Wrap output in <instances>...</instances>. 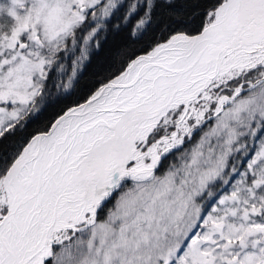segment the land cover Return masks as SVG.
<instances>
[{
  "label": "snow or ice",
  "instance_id": "snow-or-ice-1",
  "mask_svg": "<svg viewBox=\"0 0 264 264\" xmlns=\"http://www.w3.org/2000/svg\"><path fill=\"white\" fill-rule=\"evenodd\" d=\"M184 3L0 0V264H264V0Z\"/></svg>",
  "mask_w": 264,
  "mask_h": 264
},
{
  "label": "trees",
  "instance_id": "trees-1",
  "mask_svg": "<svg viewBox=\"0 0 264 264\" xmlns=\"http://www.w3.org/2000/svg\"><path fill=\"white\" fill-rule=\"evenodd\" d=\"M177 2L184 4L186 10H191L190 5L184 3V0H177ZM192 2L195 3L196 0H192ZM198 22V20H194V23ZM144 46V42L133 43L128 38L127 31L122 32L119 36H109L99 56L94 57L81 72L79 85L74 90L69 103L82 102L98 84L107 78L109 73L106 70L109 67L113 72L117 71L124 60L142 52Z\"/></svg>",
  "mask_w": 264,
  "mask_h": 264
}]
</instances>
